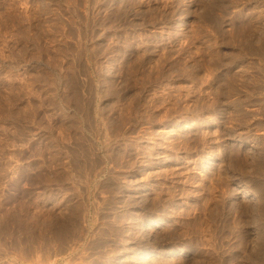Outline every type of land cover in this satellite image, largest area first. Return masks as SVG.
Returning <instances> with one entry per match:
<instances>
[{"label": "rangeland", "instance_id": "374dc122", "mask_svg": "<svg viewBox=\"0 0 264 264\" xmlns=\"http://www.w3.org/2000/svg\"><path fill=\"white\" fill-rule=\"evenodd\" d=\"M0 264H264V0H0Z\"/></svg>", "mask_w": 264, "mask_h": 264}, {"label": "bare ground", "instance_id": "6f19581e", "mask_svg": "<svg viewBox=\"0 0 264 264\" xmlns=\"http://www.w3.org/2000/svg\"><path fill=\"white\" fill-rule=\"evenodd\" d=\"M182 26H185L186 25V22L184 20H182Z\"/></svg>", "mask_w": 264, "mask_h": 264}]
</instances>
